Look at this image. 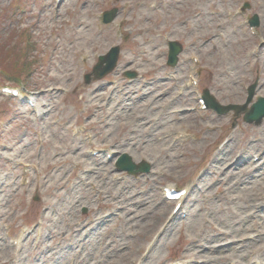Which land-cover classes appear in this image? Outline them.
<instances>
[{
    "label": "rangeland",
    "instance_id": "rangeland-1",
    "mask_svg": "<svg viewBox=\"0 0 264 264\" xmlns=\"http://www.w3.org/2000/svg\"><path fill=\"white\" fill-rule=\"evenodd\" d=\"M204 90L264 97V0H0V264H264V118Z\"/></svg>",
    "mask_w": 264,
    "mask_h": 264
},
{
    "label": "water",
    "instance_id": "water-1",
    "mask_svg": "<svg viewBox=\"0 0 264 264\" xmlns=\"http://www.w3.org/2000/svg\"><path fill=\"white\" fill-rule=\"evenodd\" d=\"M114 10L105 12V20L110 21L113 17ZM253 24H257V19L254 17L251 21ZM182 50V46L180 43L176 41L170 42V54H169V60L168 64L174 65L177 61V55ZM119 53V47L114 46L110 48V50L107 52L106 55L101 56L99 59V63L96 64L93 68L92 73H88L85 75L86 81H89L90 75L92 74L93 77L101 78L103 75H105L107 72L111 71L117 62V57ZM102 62H106L105 67L102 66ZM100 71V72H99ZM128 75H133L132 72H129ZM254 84L250 85L248 87V98L247 102H249L253 96L254 93ZM203 97L205 98L207 104L210 105V107L217 110L219 113L226 112L229 109H233L236 111L237 114H239L242 111H245L244 118L248 122L255 121V123L261 122L262 118H264V97H259L258 100L252 104L251 108L249 110L245 109V105H227V106H221L219 103L215 101V99L209 95L207 91L204 92ZM117 165L120 169H125L129 172H137L136 165H134L129 156L123 155L118 161ZM142 171L147 170V165H142L140 168Z\"/></svg>",
    "mask_w": 264,
    "mask_h": 264
},
{
    "label": "bare ground",
    "instance_id": "bare-ground-1",
    "mask_svg": "<svg viewBox=\"0 0 264 264\" xmlns=\"http://www.w3.org/2000/svg\"><path fill=\"white\" fill-rule=\"evenodd\" d=\"M74 15L76 16L77 14H74ZM78 22H79V24H82L81 21H80V19H78ZM126 22H127V19H126ZM123 23H124V20L123 19H122V21L120 20L121 31L124 32V24ZM53 89H55V88H50L49 90H53ZM89 184L95 186L94 183L89 182ZM205 249H208V248H205Z\"/></svg>",
    "mask_w": 264,
    "mask_h": 264
}]
</instances>
